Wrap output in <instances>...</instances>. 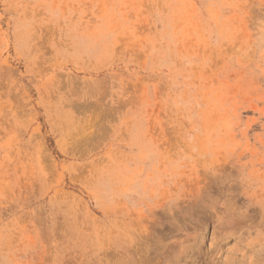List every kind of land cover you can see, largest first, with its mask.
Returning a JSON list of instances; mask_svg holds the SVG:
<instances>
[{
	"label": "rangeland",
	"instance_id": "rangeland-1",
	"mask_svg": "<svg viewBox=\"0 0 264 264\" xmlns=\"http://www.w3.org/2000/svg\"><path fill=\"white\" fill-rule=\"evenodd\" d=\"M0 264H264V0H0Z\"/></svg>",
	"mask_w": 264,
	"mask_h": 264
}]
</instances>
